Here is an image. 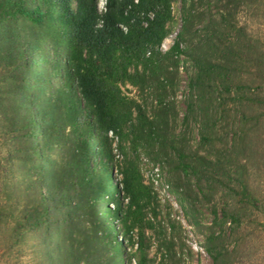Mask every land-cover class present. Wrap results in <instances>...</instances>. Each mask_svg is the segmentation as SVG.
Segmentation results:
<instances>
[{"label": "trees", "instance_id": "obj_1", "mask_svg": "<svg viewBox=\"0 0 264 264\" xmlns=\"http://www.w3.org/2000/svg\"><path fill=\"white\" fill-rule=\"evenodd\" d=\"M174 1L0 0V226L9 247L29 245L32 264H179L182 224L170 211L168 232L143 153L168 169L215 264L226 225L239 228L245 200H256L247 164L223 152L254 154L253 112L264 106V48L237 15L252 0H182V27L163 50ZM189 61L186 129L177 133ZM219 114L234 119L233 143L217 129ZM193 122L200 144L190 151ZM220 188L240 201L223 215L215 208L206 234L196 198ZM148 228L160 233L159 261Z\"/></svg>", "mask_w": 264, "mask_h": 264}, {"label": "rangeland", "instance_id": "obj_2", "mask_svg": "<svg viewBox=\"0 0 264 264\" xmlns=\"http://www.w3.org/2000/svg\"><path fill=\"white\" fill-rule=\"evenodd\" d=\"M104 2L105 0H100L101 7H103ZM182 3V0L174 1L176 28L174 33L164 41L162 45L163 50H167L174 43L177 32L182 27ZM203 8L207 10V13L215 15V17L219 16L214 6L211 8L204 6ZM237 15L239 24L245 26L249 34L251 33L260 40L262 48H264V0H252L248 6H240ZM202 26L203 25H198L197 28L200 29ZM191 63V61L185 63V67H182L181 70L180 90L177 102L178 110L180 111V116L176 125L177 133H182L186 129L184 123V117L187 112L186 95H188L190 91V73L195 70L192 68ZM257 90L259 95L264 94V86H261V88H258ZM253 113V115L256 116L255 118L260 117V123H257L256 120L253 121L254 125L257 123V126L254 128H259L256 131L255 141L252 144L254 154H248V156L245 157L243 153H238L236 149H234L236 150L234 151V154H231L232 152H230V150L232 148L230 146L228 150L223 151L226 158L232 159L229 156L230 154L235 156L234 162L239 160L240 162L247 164V173H249L248 181L251 190L256 195V200H245L246 208L245 211H243V222L239 228H236L235 230L230 224L226 225V231L224 233L225 239L221 241L222 243L218 250L221 253V264H264V106L260 105V107L256 108ZM218 118L220 119H218L217 129L222 131L223 137L228 140L229 144L233 143L234 139H236L235 130L233 129L234 125L232 123V120L234 121V119L222 118L220 114ZM236 119L238 120L239 118L236 117ZM227 124H229V126H227ZM199 128L200 125L198 123L193 122L190 125L188 135L190 151H195L200 144ZM127 150L132 153V149ZM119 153V158L123 159L124 153L120 150ZM140 162H142L141 166L147 182L150 181L149 176L151 175L153 168L162 167V165H155L153 163L155 161H152L145 153L141 155ZM163 176H165L166 179L168 178V169L164 171ZM206 190H208V187ZM196 192H199L197 187ZM226 194L225 189L220 188L213 197L205 198L204 195L200 194L199 197L196 198V208L199 211L201 221L205 225L206 234L209 233L207 226L213 223V210L215 208L218 209L220 215H223V210L228 203L231 207L239 204L240 200L238 199V195L232 194L229 196L227 194V196H225ZM160 200L161 216L165 218L164 224L167 227L168 232H171L170 221L168 220L170 211L172 219L177 220L182 224L180 235L185 244L183 245L182 251L183 260L180 261L179 264H215L214 258L202 246L206 240V236L200 233L198 228L187 218L184 209L180 206L174 194L171 195V199H163L160 197ZM169 203H171L172 208L168 206ZM259 206H262V209H260ZM5 233V226H0V264H32L31 255L26 254L31 251L29 245H23V253H20V247H9L12 242H7V238L4 236ZM146 233L152 240V245L148 249L149 256L157 257V260L159 261L162 254L159 240L160 233L151 228H148ZM135 236L137 237L136 234Z\"/></svg>", "mask_w": 264, "mask_h": 264}, {"label": "built area", "instance_id": "obj_3", "mask_svg": "<svg viewBox=\"0 0 264 264\" xmlns=\"http://www.w3.org/2000/svg\"><path fill=\"white\" fill-rule=\"evenodd\" d=\"M117 156L119 157L120 154L118 153ZM151 178L153 179L151 181L154 182L155 189L158 191L160 197L163 199H171L172 192L170 190V185L166 180V177L163 176L160 167L153 168L152 173L149 176V179Z\"/></svg>", "mask_w": 264, "mask_h": 264}, {"label": "clouds", "instance_id": "obj_4", "mask_svg": "<svg viewBox=\"0 0 264 264\" xmlns=\"http://www.w3.org/2000/svg\"><path fill=\"white\" fill-rule=\"evenodd\" d=\"M110 135H112L113 136V134L112 133H110ZM116 152H117V154L119 153L118 152V150L116 149ZM120 154V153H119ZM160 170H161V168H160ZM167 180V179H166ZM171 189V188H170ZM172 192V191H171ZM173 194V193H172ZM175 196V195H174ZM159 197H160V195H159Z\"/></svg>", "mask_w": 264, "mask_h": 264}]
</instances>
